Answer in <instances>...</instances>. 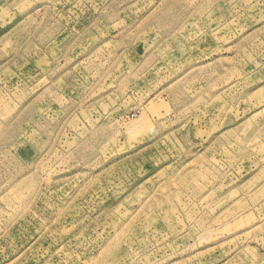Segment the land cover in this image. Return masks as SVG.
<instances>
[{
  "label": "rangeland",
  "instance_id": "rangeland-1",
  "mask_svg": "<svg viewBox=\"0 0 264 264\" xmlns=\"http://www.w3.org/2000/svg\"><path fill=\"white\" fill-rule=\"evenodd\" d=\"M0 264H264V0H0Z\"/></svg>",
  "mask_w": 264,
  "mask_h": 264
}]
</instances>
